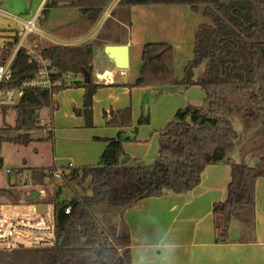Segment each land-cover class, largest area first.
<instances>
[{"label": "trees", "instance_id": "16d2710c", "mask_svg": "<svg viewBox=\"0 0 264 264\" xmlns=\"http://www.w3.org/2000/svg\"><path fill=\"white\" fill-rule=\"evenodd\" d=\"M112 1L47 0L38 19L43 23L47 11L54 6H72L78 7L95 25ZM158 4L189 5L191 11L208 20L197 28L195 57L186 67L185 76L175 80L181 91L199 85L205 94L203 103H188L178 108L160 133V155L153 162L137 163L138 159L135 165L122 162L131 158L125 153V141L136 138L125 137L120 131L108 138L96 164L69 169L57 164L30 167L36 185L45 184L47 178H52L53 183L63 179L64 184L77 180L82 190L71 199L59 201L62 190L57 187L56 194L39 196L32 201L33 204H54L53 241L11 248L0 246V264H132L129 230L121 220L128 207L167 191L180 194L190 191L200 183L206 166L224 161L232 169V179L227 198L213 204L216 241H229L231 222L235 219L250 235L255 232L256 183L264 178V154L251 149L250 163L247 158L244 162L237 161L235 155L242 135L240 127L245 131L256 127L254 135H261L260 147L264 149V0H119L117 8L111 11V18L116 21L115 27L120 28L123 22L132 24V6ZM115 15L121 19L117 21ZM105 27L96 35L97 44H42L37 37L29 40L33 50L49 60L48 67L54 76L74 73L76 78L65 80L53 89L26 88L17 105L1 106L0 117H5L11 109L16 111L15 124L10 125V132L3 137L5 140L24 145L35 141L30 133L40 128L41 108H54L56 95L71 87L85 89L84 104L75 111L83 117L86 127L95 125L94 98L102 84L93 79L94 47H104L109 41L115 44L123 41L121 34L111 31L113 26ZM19 40L20 34L16 33L13 40L0 47V65L16 53L11 64L13 81L6 84L8 87H18L35 78L41 69L40 62L29 51L31 48L23 44L17 48ZM41 42L46 41L41 39ZM200 67H204L201 73ZM87 73L91 74L89 83L85 82ZM138 119L136 129L151 122L146 112ZM133 121L130 106L113 111L108 119V123L120 127L132 125ZM51 131L48 138L42 139L54 141ZM58 169L63 170L62 178L54 176ZM22 170V167L16 168L9 174H21ZM12 182L11 188L17 186L16 179ZM10 186L0 188V198L21 202L22 197Z\"/></svg>", "mask_w": 264, "mask_h": 264}, {"label": "crops", "instance_id": "0c3cea01", "mask_svg": "<svg viewBox=\"0 0 264 264\" xmlns=\"http://www.w3.org/2000/svg\"><path fill=\"white\" fill-rule=\"evenodd\" d=\"M46 2L47 0H39V6L34 12V16L38 14L37 17H39ZM2 3L10 5L12 0H2ZM29 6H31L30 1ZM140 6L149 7V5ZM140 6H132L131 12ZM64 9L65 18L68 19L69 16L73 18L46 28L47 35H40V38L46 41L44 43L54 42L67 45L84 42L96 43L99 29L103 27L106 18L111 15L110 10L100 23L98 22L99 24L92 25L78 7L69 6ZM37 17L33 20L35 24ZM9 18V23L14 26L11 27L12 29L19 28L18 23L25 26V23L32 19H21L18 16ZM115 19L118 21L119 17ZM121 25L125 26L121 38L129 45L130 64L128 68L122 69L116 66L111 59L113 67L109 70L105 69L102 74L98 72L96 77H93L96 83L102 84L94 98L95 125L90 128L86 127L83 117L77 116L73 111L72 105L83 106L84 90H72L68 96L62 98L59 106L57 104L59 110L56 113L54 111L51 118L48 119L55 137H53L54 141L44 140L49 145L46 147L48 149L46 154L50 157L49 163L22 166L27 172L30 167H48L57 164V166H65L69 169L96 164L108 143V138L116 136L120 131L125 133V137L136 138L126 140L124 149L128 156L135 160L138 159L137 163L153 162L159 157L160 133L164 128L155 129L153 107L158 100H153L150 97L154 94L151 87L156 89V86L160 84L126 81L132 61L134 60L136 64L140 65L139 50L143 44L136 40L137 37L132 30L133 22L132 24L123 22ZM34 32L36 34L44 33L38 26L30 33L25 32V27L23 33L20 30L21 42L17 48L23 44L24 40H27L29 34ZM21 34L23 35L21 36ZM2 35L0 34V47L7 41ZM108 43L111 42H106V44ZM145 45L147 43H144L143 47L146 51L148 48ZM94 49V54L104 51V47L99 45ZM133 51L135 52L134 59H132ZM142 64H144V60ZM198 86L188 89L191 91L186 90L188 92L184 97H178L177 103L169 106L165 119L167 123L170 122L179 107L188 103H203L205 94L197 88ZM158 88L159 95L168 92L164 91L163 86ZM170 89L176 92L175 88L171 87ZM191 92H194L193 98L189 99L188 95ZM147 101L150 102V106ZM55 106L56 104L53 107ZM128 106L132 107V119H134L132 125L120 127L108 123L113 111L125 109ZM143 112L150 114L151 122L139 125L136 129L138 118ZM231 179L230 165L226 161L215 163V165L206 166L200 183L194 189L181 194L167 191L161 196L145 197L128 207L121 216V220L129 230L132 264H136L141 253L149 264H168L169 261L171 264H264V178H259L256 183L255 222L257 225L253 235H250L235 219L231 222L229 241H216L213 204L227 198L228 184ZM39 192H41L40 195L45 196L43 190L39 189ZM52 194H56L55 190L52 191Z\"/></svg>", "mask_w": 264, "mask_h": 264}, {"label": "rangeland", "instance_id": "374dc122", "mask_svg": "<svg viewBox=\"0 0 264 264\" xmlns=\"http://www.w3.org/2000/svg\"><path fill=\"white\" fill-rule=\"evenodd\" d=\"M29 1L31 3V6H29ZM118 2L119 0H113L105 8L101 19L99 20V23L105 16V14L110 12V10L112 11L113 8H117ZM38 6L39 0H12V3L10 5H6V3L3 4L2 0H0V34H3L2 36H4L8 41L9 39L13 40V36L16 35L15 33H20V30L21 33H23L25 27L24 24L20 25L21 23H18L20 29L18 27L12 29L11 27L14 26L13 24L9 23V17L18 16L21 19H30L34 16V12L36 11ZM143 7L144 6L137 7V9L131 12V21L134 23L132 30H134V35L137 37L136 40L142 43L143 46H141V49L139 50L140 65L136 64L134 60L132 61V67L130 69V73L126 77V81L131 83L140 81V83L154 82L160 84L156 86V89H153L151 87L152 92H154V94L150 98H152L153 100H158V102L153 107L155 129H161V127L163 129L169 123L165 121L169 106L171 104L177 103L178 97H184L188 91H191L188 90L181 92L180 88L178 87L179 84H177L175 80H177L178 78L182 79L183 76H185L186 67L195 57L194 45L195 35L198 30L197 28L201 23L208 22V20L204 18L201 14L191 11L189 5L185 4H158L156 6L149 5V7ZM64 8V6H54L50 8L47 11V16L45 17L43 23L40 22V19H36L37 26L42 29L44 33L38 32L39 34H36L34 32L33 34H31L33 36L30 35L28 39L24 41L23 45L33 49L32 45L29 44V40H34L35 37L38 38L39 43L44 44V42H41L40 35H47L46 28L52 27V25H56L59 22L65 21L67 19L65 18V14H63V10H65ZM161 8H164L166 10L163 11V9ZM37 15L35 16L37 17ZM35 16L29 21L34 20V18H36ZM111 17L112 13L106 18L103 27L99 29V31H102L103 28L106 29L105 25H109L113 26L111 28V31L115 35H122L125 26L123 25L120 28H116V21H114ZM70 18L73 17L69 16L67 20H70ZM119 19H121L120 15ZM126 23L128 24L129 22L126 21ZM6 25H9V27H6ZM22 35L23 34H21V36ZM20 42L21 38L19 40L18 45L20 44ZM123 43H125L124 40L121 44ZM144 43H147V45H145L148 48L146 51L145 48H143ZM134 54L135 52L133 51L132 59H134ZM143 60L144 64H142ZM112 63L113 62L105 49L104 51L102 50L98 53H95L92 61L94 67L93 77H96L98 72L102 74L105 69L109 70V68H112ZM114 68L117 69L116 67ZM203 69L204 67H200L199 71H197L201 73ZM160 86H163V88L165 89L164 91L168 92H163L162 95H159L158 87ZM171 87L175 88L176 92L174 90H171ZM197 88H199V90L204 94L200 86H198ZM76 89H83L85 92V89L83 87H71L63 89L56 95V106L54 107V109L51 107L41 108L39 112L40 117L38 121L40 128H37V130L30 133L31 136L36 140L29 145L17 144L12 141L5 140L3 138L7 132H10V125L15 124L14 121L16 117V111L14 109L9 110L8 114L5 117H0V156L1 158H3L2 164L0 166V188L9 187L11 184L10 181L12 182L16 179L17 186H13L12 188L10 186V188L16 191L15 193L20 199L22 197L21 200H24V202L12 203L6 197L1 198L0 210L3 211V213H9V215L13 217L37 218L38 213L35 210L36 204H33L32 202L27 200V198L31 196L34 191L39 192L40 189L45 192V196H47V194H50L52 196V191H56L57 187H59L58 189L62 190V192L61 194H59L58 200L64 201L73 198L78 191L82 190L81 185L77 182V180L64 184L63 179H57L55 183H53L54 180L50 178L45 180V184L36 185L35 180H33L30 175V170L29 172H27V170H24L23 168L21 174H16L14 172L9 174L6 171V169L8 168L14 171V169L20 168L24 165L35 166L39 163H49L50 157H48V155L46 154L48 153V149L46 147H49V145L47 144V141H44L48 139H42L48 138V136L52 132V126L48 122V119L51 118L54 111V113H56L59 110V107L57 108V104L59 106V103L62 98L64 96H68L72 92V90ZM193 94L194 92H191L188 95V98H193ZM147 103H149L150 106V102L147 101ZM76 108L82 107L72 105L73 111L77 116H79L75 111ZM255 128L256 127L250 128V131H245L243 127H240L239 131L242 135L239 141V148L237 149V153L235 155V159L237 161L244 162L247 158L246 161L250 163V161H252L253 159V152L251 151V149L264 154V149H261L260 147L261 141H259L261 135H254L253 131ZM98 162L99 160H97L96 163ZM40 196L44 195L41 194ZM47 206L48 218L53 223L55 212L54 204L49 203L47 204ZM45 235V232L41 231H25L24 233H22V235H20V238L22 242L27 245H38L40 244L41 240L44 239Z\"/></svg>", "mask_w": 264, "mask_h": 264}, {"label": "built area", "instance_id": "2783aa9c", "mask_svg": "<svg viewBox=\"0 0 264 264\" xmlns=\"http://www.w3.org/2000/svg\"><path fill=\"white\" fill-rule=\"evenodd\" d=\"M27 22L25 23V32L30 33L36 28H28ZM29 51L34 60L36 59L40 62L41 69L36 74L35 78L22 82L18 87H8L6 85L13 81V69H11V64L15 56L7 63L0 65V107L17 105L26 88L39 86L53 89L55 85H62L65 80L69 82L71 79L76 78L74 73H68L64 77L54 76V73L48 67L49 60L44 58L39 51H34L33 49H29ZM11 170L12 169L9 168L6 169L7 173L11 172ZM62 171V169H58L54 173V176L62 178ZM70 211V207L67 208V212L70 213ZM25 231L45 232L46 235L41 242L53 241L55 228L54 223L48 218V211L46 213L39 212L37 218H25L13 217L10 216L9 213H3V211L0 210V246L11 248L24 243L20 235Z\"/></svg>", "mask_w": 264, "mask_h": 264}, {"label": "water", "instance_id": "95a60500", "mask_svg": "<svg viewBox=\"0 0 264 264\" xmlns=\"http://www.w3.org/2000/svg\"><path fill=\"white\" fill-rule=\"evenodd\" d=\"M104 49L108 53L109 57L114 61L115 65L119 68H128L130 64V48L127 43L123 44H115V43H108L106 46H104ZM91 80V74L87 73L86 83H89ZM129 161L132 165L136 164V161L134 158H127L124 159L122 162ZM93 191L91 192L92 195ZM40 196V193L37 191H34L31 196L27 198L28 201H36ZM21 202H24V200H21ZM35 210L39 213H46L47 210V204L39 203L36 204ZM24 245V243L21 244V246Z\"/></svg>", "mask_w": 264, "mask_h": 264}, {"label": "clouds", "instance_id": "9594fccd", "mask_svg": "<svg viewBox=\"0 0 264 264\" xmlns=\"http://www.w3.org/2000/svg\"><path fill=\"white\" fill-rule=\"evenodd\" d=\"M170 254H171V250H170ZM136 264H149V262L145 259L143 253H141L136 261ZM168 264H171V262L169 261Z\"/></svg>", "mask_w": 264, "mask_h": 264}, {"label": "bare ground", "instance_id": "6f19581e", "mask_svg": "<svg viewBox=\"0 0 264 264\" xmlns=\"http://www.w3.org/2000/svg\"><path fill=\"white\" fill-rule=\"evenodd\" d=\"M27 25H28V28H37L36 24L34 21H31V22H27Z\"/></svg>", "mask_w": 264, "mask_h": 264}]
</instances>
